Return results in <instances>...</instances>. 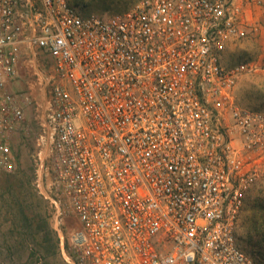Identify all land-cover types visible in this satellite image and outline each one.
<instances>
[{
	"label": "built area",
	"instance_id": "obj_1",
	"mask_svg": "<svg viewBox=\"0 0 264 264\" xmlns=\"http://www.w3.org/2000/svg\"><path fill=\"white\" fill-rule=\"evenodd\" d=\"M26 6L0 0V168H14L24 118L14 85L34 47L52 60L51 170L77 223L69 263L256 264L236 224L264 173V115L235 98L251 64L222 58L259 33L264 13H248L264 0H140L106 16L71 0Z\"/></svg>",
	"mask_w": 264,
	"mask_h": 264
},
{
	"label": "rangeland",
	"instance_id": "obj_2",
	"mask_svg": "<svg viewBox=\"0 0 264 264\" xmlns=\"http://www.w3.org/2000/svg\"><path fill=\"white\" fill-rule=\"evenodd\" d=\"M31 1L37 5L39 0ZM139 1L71 0V4L83 16H106L124 13ZM22 3L25 14L26 0ZM248 16L254 20L251 13ZM222 62L226 66L251 64L253 70L239 80L235 98L241 108L264 115V24L260 23L259 33L229 42ZM51 70L52 60L47 54L25 48L14 85L24 104V118L12 141L14 168H0V264H70L68 237L77 223L55 190L51 170L52 136L46 122ZM261 199L264 173L245 192L236 224L238 244L256 264H264ZM53 200H58L62 213L63 241L56 230L58 212Z\"/></svg>",
	"mask_w": 264,
	"mask_h": 264
},
{
	"label": "crops",
	"instance_id": "obj_3",
	"mask_svg": "<svg viewBox=\"0 0 264 264\" xmlns=\"http://www.w3.org/2000/svg\"><path fill=\"white\" fill-rule=\"evenodd\" d=\"M249 13H251L253 15L254 20H259V18L262 16L261 10H259L257 8L250 10Z\"/></svg>",
	"mask_w": 264,
	"mask_h": 264
},
{
	"label": "trees",
	"instance_id": "obj_4",
	"mask_svg": "<svg viewBox=\"0 0 264 264\" xmlns=\"http://www.w3.org/2000/svg\"><path fill=\"white\" fill-rule=\"evenodd\" d=\"M250 203H251V200H250ZM259 205L264 209V199L260 200V204Z\"/></svg>",
	"mask_w": 264,
	"mask_h": 264
}]
</instances>
